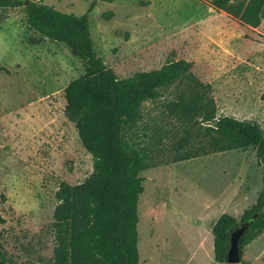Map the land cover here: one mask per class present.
Returning a JSON list of instances; mask_svg holds the SVG:
<instances>
[{
    "label": "rangeland",
    "instance_id": "obj_1",
    "mask_svg": "<svg viewBox=\"0 0 264 264\" xmlns=\"http://www.w3.org/2000/svg\"><path fill=\"white\" fill-rule=\"evenodd\" d=\"M29 1L81 15L92 0ZM88 22L96 54L117 78L184 59L210 86L217 117L264 130V15L252 27L207 0H100ZM30 36L38 34L23 6L0 8V254L12 264H53L55 192L62 181L82 182L93 162L64 113V88L82 62L64 44H30ZM181 88L144 102L138 125L125 130L158 144L141 172L138 264H225L214 261L211 226L221 213L239 219L255 202L264 162L252 147L172 161L180 131L164 105ZM241 261L264 264V230L243 246Z\"/></svg>",
    "mask_w": 264,
    "mask_h": 264
},
{
    "label": "trees",
    "instance_id": "obj_2",
    "mask_svg": "<svg viewBox=\"0 0 264 264\" xmlns=\"http://www.w3.org/2000/svg\"><path fill=\"white\" fill-rule=\"evenodd\" d=\"M98 1L92 0L85 13L75 15L41 2L0 0V8L23 6L28 27L38 34L29 37L30 44L44 38L62 43L83 65V73L64 88V113L91 155L93 169L80 183L62 181L55 192L53 264H138L136 223L137 203L143 191L141 172L154 163L158 144H142L127 136L125 130L138 125L144 102L162 97V90L173 84L183 83V88L164 105L180 131L173 144L172 161L252 147L264 162V130L251 120L217 117L207 94L210 86L192 75L190 62L170 61L157 69L117 78L96 54L90 36L88 15ZM207 2L252 27L258 26L264 15V0ZM249 220L241 248L264 230V175L255 202L239 219L221 213L212 224L215 262L225 263L229 232ZM0 264L12 263L0 254Z\"/></svg>",
    "mask_w": 264,
    "mask_h": 264
},
{
    "label": "water",
    "instance_id": "obj_3",
    "mask_svg": "<svg viewBox=\"0 0 264 264\" xmlns=\"http://www.w3.org/2000/svg\"><path fill=\"white\" fill-rule=\"evenodd\" d=\"M28 1L29 0H25V4ZM250 223L251 220L246 221L242 224H238L233 230L229 232L225 263L241 262L242 260L241 242Z\"/></svg>",
    "mask_w": 264,
    "mask_h": 264
}]
</instances>
